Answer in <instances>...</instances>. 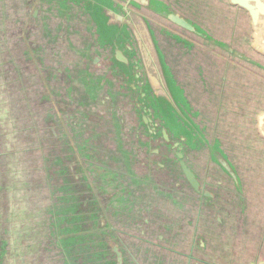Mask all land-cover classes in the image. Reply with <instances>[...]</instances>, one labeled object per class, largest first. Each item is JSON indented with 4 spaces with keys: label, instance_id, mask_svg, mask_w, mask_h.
I'll list each match as a JSON object with an SVG mask.
<instances>
[{
    "label": "flooded vegetation",
    "instance_id": "obj_1",
    "mask_svg": "<svg viewBox=\"0 0 264 264\" xmlns=\"http://www.w3.org/2000/svg\"><path fill=\"white\" fill-rule=\"evenodd\" d=\"M10 1H0V13L6 10L11 23L6 28L7 21L1 18L0 29L12 30L0 37V42L17 63L4 56L8 62L12 60L6 75L10 67L16 73L4 86L17 87V112L23 104L32 123L29 128L35 131L34 135L29 133L30 148L43 149L33 151L37 154L33 155L35 170L42 175L34 181L35 191L29 188L36 199L30 200L24 178H19L17 190L11 191V202L14 197L22 198L10 205L15 238L24 231L29 249L42 247L49 253L51 260L45 264L264 261V225L262 236L253 235L258 238L254 243L261 250L258 255L244 260L240 250L233 247L234 239L243 240L236 229L243 233L244 222L258 208L255 182H264V140L255 127L256 116L264 111V75L210 44L211 39L217 40L253 59L257 56L263 64L264 57L249 46L247 14L228 0H153L186 19L193 28L186 30L162 13L158 15V5L150 11L137 2V13L157 33L174 78L208 140L206 151L201 152L204 148L193 150L174 133L164 139L148 111L126 89L120 91L115 77L109 76L110 87L101 85L91 91L84 72L106 74V67L78 68L75 62L64 68L62 52L67 54L70 49L75 51L71 52L74 61H88L90 53L93 60L92 40L74 45L71 39L62 38L65 30L46 49L45 43L55 39V32L51 36L44 22L52 12L64 20L72 18L76 23L72 30L85 33L86 29L91 36L87 26L78 21L86 20L80 11H73L75 8L60 0V7L55 0H15L23 5L20 13L8 5ZM161 30L168 31L169 36ZM37 37L44 43L35 41ZM58 42L65 45L61 47ZM80 54H86L87 59ZM92 60L93 65L99 63ZM8 100L15 104L11 108L14 112L18 102L13 95ZM38 112L40 121L34 118ZM35 124L43 126L42 136ZM197 135L199 138V132ZM244 154L247 161L242 159ZM220 159L227 161L231 172L217 163ZM11 168L17 175L27 171V165H19L15 158ZM31 201L36 207H30ZM20 211L22 221L18 219ZM72 225L75 230L67 229ZM7 242L0 239V264Z\"/></svg>",
    "mask_w": 264,
    "mask_h": 264
},
{
    "label": "rangeland",
    "instance_id": "obj_2",
    "mask_svg": "<svg viewBox=\"0 0 264 264\" xmlns=\"http://www.w3.org/2000/svg\"><path fill=\"white\" fill-rule=\"evenodd\" d=\"M0 1H3V0H0ZM60 1L62 3V0ZM63 1L69 4H72L73 5L72 7L75 8L73 11L75 12L76 10L82 9V10H79L80 14H83L86 20L84 21V19L78 18V21H81L79 23H84L87 26V30L89 32L93 26V33L90 36V34L86 32V29H85V33L75 32L74 30H72V28L74 27L76 23L73 22L72 18L70 20L69 18L67 20H64L60 18V15L58 12H52V14L46 16L47 21H44L46 23L48 33H50L52 36L53 32H55L54 37H53L55 39L52 38L53 40H48V43H45L47 44L45 45L47 50L49 49V44L52 43L53 41L54 42L57 41L58 35L64 34L65 30H66L65 37L63 36L62 38L71 39L70 42L74 43V45H76V43L80 44L84 40H92L93 38L94 41L92 40L93 43L89 46H91V48H95V49L103 48L105 50L106 44H109V42L111 41L113 42L115 41V39H111V38L114 36L113 30L117 29L118 26L109 25L108 22H105L104 15L99 14L100 12L103 11L102 6H105L103 3L99 2V0H96V1L95 0H63ZM94 1L97 2L98 5H96ZM113 1L119 2V4L123 5V2L120 0H113ZM55 2H56V5L58 4V7H60L59 6L60 4L58 3L59 0H55ZM3 3H4V6H7V2H3ZM8 5H10L12 9H13V6H15L14 8L15 12L17 11L20 12L21 7L23 6L21 3L15 2V0H11L8 3ZM82 11H86L89 15H91L92 20L90 18L89 20L92 26L87 21V18H88L86 17L87 15L83 13ZM9 16L11 18L12 14L9 13ZM1 18H3L4 22L7 21L8 13L6 12V10L2 14L0 13V19ZM115 19L117 18L115 17ZM64 23H67L68 25L64 27L63 26ZM10 25L11 23H8V21L5 23L6 28H8ZM0 31L4 32V33L0 32V37L2 36L6 37L7 32L12 31V30L9 29V30L3 31L2 29H0ZM35 41H38L39 43H44V41L40 37H37ZM63 42L62 44L58 42L61 47L65 45L63 44ZM4 45L5 44H2L0 42V86H4L6 84L11 83L10 79H12V75H13V78L16 76V73L15 74L12 73L11 67L8 70L9 74L6 75V67H8L9 64L12 63V60L8 62L4 56L9 55L11 58H14L15 63H17V61H16L15 56L12 53H9L7 49L4 50L2 48ZM51 47L59 48V46H55V45H51ZM71 52L75 54L74 49H70V51L67 54L64 51L62 52L63 53L62 57L64 60L62 64H64L65 69H68L69 66H71V63L74 64L75 62L78 63L77 65L78 68L86 66L87 69H91V70L101 69L106 64V62L104 63L103 61H99L97 65H93L91 63L93 53L89 54L90 58L88 61H85L82 59L80 62L74 61L71 58L72 57ZM47 54L49 53L47 52ZM74 57L77 58V56H74ZM80 57L83 59H87L86 54H80ZM98 59H99V55L96 54L92 62L96 63ZM256 59L258 60L257 56L255 57V61H254L255 64L248 63V66L250 67V70L251 68H253L252 70L258 73L259 75H264V68H262L264 67V61H262L263 62L262 64ZM66 61H71V62H66ZM119 65L120 67L118 68L122 72H124L127 76L131 77L130 79L131 83L130 85L128 84L129 87L131 86V88H135V85H136L137 87L136 89H138L141 92V96H144L143 88L139 86L137 80L133 77V75L137 77L138 68L137 67L128 68L121 64ZM162 65L163 64L161 62V66ZM162 69H163L162 72H163L164 80L167 84V88L170 91H174L177 97H180L181 91L179 89H175L170 83V78H169L170 73L165 69L164 66H162ZM10 71H11V75H10ZM103 72H106V74L105 73L89 74L87 72H84V75L86 76V83H87L86 85H89L90 87L89 89L91 91L97 90L98 88H100L101 85L110 87L109 76L120 79L121 82L117 83V86L120 88V91L125 89V88H121L120 86L121 84H127L126 78L122 74L121 76H119L112 69H108ZM139 73H141V69L139 70ZM89 78H90V84L88 82ZM12 87H14V90L12 89ZM144 91H147V89L144 88ZM0 94H1L0 96V239L8 241L7 244L5 245V249L7 250V253L3 259V264H45V262H48L49 260H51L49 253L44 252L42 247L39 248L37 251H35L36 247H31L29 249L28 248L29 242L25 238L26 235L24 234V231H22L21 233L22 236L16 239L15 238L16 236L13 234V231L11 230V226H10V222L14 220L13 218L14 215L10 212L11 210L10 205L12 204L15 205L17 201H21L22 199L19 197H14L13 198L14 201L13 202L10 201L11 195H12L11 191L17 190L15 183L18 182L19 178H24L27 181V185H25L24 188L27 189L28 191L27 193L30 195V200L36 199V194H33L32 192H30L29 188L35 191L36 186L34 185V181H37L38 179H40L42 175L41 173L35 170L36 165L34 163L36 162H33L35 160L33 159V155H37V154H34L33 151H42L43 149L39 150V147L30 148L29 140H28L29 133L34 135L35 131L29 128L32 123L28 121V116H27L28 112L23 104L21 105V109H20L21 114L17 112L18 105H19V102H18L19 100L18 98H16L17 97V87L12 86L11 84H10V87L8 88H5L4 86L3 89H0ZM11 95H13L14 99H16L18 102L16 106V110L14 112L11 110V108L15 104H12L11 100L6 101V98L11 97ZM114 99L115 98H113L112 102H114ZM152 99L155 100V102L157 103L156 105L157 108L160 107L161 109H163V112L158 115V118L160 119L162 123L164 122L167 123L169 121L168 120L169 108L167 107L168 104H167L165 94L155 95V99L153 97ZM34 118L36 119V121H40L39 112L35 115ZM194 120L195 122H197L196 118ZM42 127H43L42 125L35 124V128L39 130L40 136H42ZM48 137H49V134L47 133V138ZM240 141L241 139L238 140V144H240ZM35 148H37L38 150H35ZM206 148L201 150V152H205ZM42 155H46V152L45 153L42 152ZM245 157L246 156L244 154L242 159L247 161ZM14 158L16 162L19 163V165H23L25 163L27 165V171L23 172L20 175H17L14 172H12L11 163L14 161ZM259 171L262 172L263 168L260 167ZM254 194L256 197L255 200L257 201L256 204H258V208L251 215H249V219L247 223L244 222L243 233L240 232L239 227L238 229H236L237 234H239L240 237L243 238V240H241L240 242L239 238L234 239V245H233V247H235V250L236 249L237 251L238 249L240 250V257L244 260L252 259L255 256V254L257 255L259 254L257 245L254 246V243L257 241L258 238L253 237V235L255 234V235L262 236L261 233H263L262 232L263 231L262 226L264 225V221L262 220L264 219V211H263L264 210V182L263 181L255 182ZM46 200H47V197L45 198V201ZM251 204H253V201H251ZM16 207L18 208V205H16ZM30 207L31 208L36 207V204L34 201L33 202L31 201ZM43 207H44V204L42 202L41 208ZM21 216H22V211L19 212V216H18V219L22 221ZM259 242H260V239L258 243ZM17 245H22V246L20 248H16ZM259 252H261V250ZM210 259L212 262H215L214 257H210Z\"/></svg>",
    "mask_w": 264,
    "mask_h": 264
},
{
    "label": "water",
    "instance_id": "obj_3",
    "mask_svg": "<svg viewBox=\"0 0 264 264\" xmlns=\"http://www.w3.org/2000/svg\"><path fill=\"white\" fill-rule=\"evenodd\" d=\"M120 1L124 4L121 5L119 2L113 0H99V2L105 5L102 6L103 11L99 14L104 15L105 22H108L109 25L118 26L117 29L113 30L114 36L111 38L115 39V41L106 44L105 50L103 48L97 50L100 60L104 63L106 62L103 67H106V70L112 69L117 75L121 76L122 74L126 78L127 84H121V88H127L126 91L135 99V102L141 104V106L148 111L151 123L159 129L164 139H167L168 133H174L185 143L189 142L193 150L206 148L208 140L194 120L196 115L193 113V106L188 101L184 90L174 78L171 65L168 62V56L161 45L158 35L147 19L128 8V6L136 7L139 0ZM141 1L148 4L147 0ZM228 1L230 5L242 9L247 14L251 28L250 48L258 55L264 57V0ZM95 3L98 5L97 2ZM62 4L73 6L63 0ZM159 6H161V4H159ZM82 12L87 15L88 19L90 18L92 20L91 15L86 11ZM114 16L118 20L115 19ZM166 18L183 29H193L186 19L179 16L177 13H168ZM90 31L92 34L93 26ZM161 32L167 36L170 34L164 30H161ZM92 40L94 41L93 38ZM227 49L231 50L230 48ZM161 62L163 64L162 66L170 73L169 78L171 85L175 89L181 91L180 97H177L174 91H170L167 88ZM251 62L255 64L254 61ZM119 64L128 68H138L137 77L135 75H133V77L137 80L139 86L143 88L144 96H141V92L136 89V85L135 88L129 87L131 77L127 76L118 68L120 67ZM140 69L141 73H139ZM118 82H121L120 79H118ZM144 88L147 89V91H144ZM164 94L168 104L167 107L169 108V121L167 123H162L158 118V115L163 112V109L160 107L157 108V103L152 99V97L155 99V95ZM255 127L258 136L264 140V111L256 116ZM198 132L200 137L196 138ZM216 154L219 155L218 152ZM217 163L220 164L224 170L226 169L231 172L226 160L220 159L217 160ZM119 256L120 255L117 254L118 259H120ZM257 264H264V261Z\"/></svg>",
    "mask_w": 264,
    "mask_h": 264
},
{
    "label": "crops",
    "instance_id": "obj_4",
    "mask_svg": "<svg viewBox=\"0 0 264 264\" xmlns=\"http://www.w3.org/2000/svg\"><path fill=\"white\" fill-rule=\"evenodd\" d=\"M139 2H141V4H143L144 6H146L147 8H148V10H150V11H152L155 7L154 6H156V5H158V7H157V9H156V12H157V14L159 15L160 13H162L164 16H165V18L167 17V15H168V13H171V12H173V13H177V12H175V11H173V9L170 7V6H168V5H165V4H162L161 2H158V1H153V0H147V3L148 4H145L144 2H142L141 0H139ZM159 4H161V6H159ZM150 7V8H149ZM128 8H130V10H132V11H134L135 13H137V11H136V9H137V6L136 7H134V9H133V7H131V6H129ZM165 10H169V11H165ZM138 15H139V13H137ZM141 16V15H140ZM153 28V27H152ZM155 31V30H154ZM166 32H168V31H166ZM169 33V32H168ZM157 34V33H156ZM160 40V39H159ZM161 42V41H160ZM93 43V42H92ZM250 43V42H249ZM210 44L211 45H213V46H215V47H218V48H220V49H222L223 51H225L226 53H228L229 55H233V56H235V57H237V58H239V59H242V60H244V61H246V62H248V63H252L251 61H255V59H253L252 57H249V56H247V55H245V54H243L242 52H240V51H238V50H236V49H234L233 47H231L230 45H226V44H223V43H221V42H219V41H217V40H213V39H211V41H210ZM94 45V44H93ZM161 45H162V43H161ZM95 46V45H94ZM250 46V45H249ZM162 47H163V45H162ZM164 48V47H163ZM227 48H230L231 50H228ZM251 49V48H250ZM97 50L98 49H95L94 48V52H95V54H97L98 55V53H97ZM252 50V49H251ZM253 51V50H252ZM254 52V51H253ZM255 53V52H254ZM257 54V53H256ZM99 61H101L100 60V57H99V60H98V62ZM170 64V63H169ZM172 68V67H171Z\"/></svg>",
    "mask_w": 264,
    "mask_h": 264
},
{
    "label": "trees",
    "instance_id": "obj_5",
    "mask_svg": "<svg viewBox=\"0 0 264 264\" xmlns=\"http://www.w3.org/2000/svg\"><path fill=\"white\" fill-rule=\"evenodd\" d=\"M68 212H71V213H73V211L72 210H69ZM67 229H69V230H75V227H73V225H72V227H68ZM110 264V263H109Z\"/></svg>",
    "mask_w": 264,
    "mask_h": 264
}]
</instances>
